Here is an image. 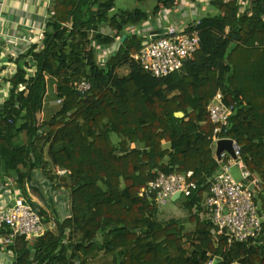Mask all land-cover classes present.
Returning a JSON list of instances; mask_svg holds the SVG:
<instances>
[{
	"label": "trees",
	"instance_id": "trees-1",
	"mask_svg": "<svg viewBox=\"0 0 264 264\" xmlns=\"http://www.w3.org/2000/svg\"><path fill=\"white\" fill-rule=\"evenodd\" d=\"M178 1L159 0L151 14L136 8L114 16L112 0L55 2L42 48L18 61L0 104V198L24 195L48 227L36 240L20 237L6 247L1 238L11 231L1 226L0 251L13 256L11 264H209L216 258L217 264H264V223L254 244L229 248L203 207L220 170L207 111L219 92L235 109L227 135L264 182V0L245 10L216 0V15L197 28L199 50L168 77L156 78L133 60L144 45L137 35L119 41L105 65L97 59L99 48L116 43L100 29L123 32ZM124 67L130 73L120 76ZM81 79L92 84L84 97L73 87ZM49 96L61 103L43 120ZM173 171H192L199 187L184 203L195 210L192 250L185 247V223L160 222L162 209L139 197L160 173ZM34 172L51 182V197L43 199L51 198L52 211L27 193ZM262 188L255 202L264 218ZM64 192L72 203L56 211L52 198Z\"/></svg>",
	"mask_w": 264,
	"mask_h": 264
},
{
	"label": "built area",
	"instance_id": "built-area-1",
	"mask_svg": "<svg viewBox=\"0 0 264 264\" xmlns=\"http://www.w3.org/2000/svg\"><path fill=\"white\" fill-rule=\"evenodd\" d=\"M200 23L198 21L187 32L169 29L164 38L144 41L142 49L132 57L133 60L156 78H165L181 71L200 48V34L197 30ZM44 40L45 33L42 30L38 38L40 46L35 42L32 44L41 49ZM3 85L4 76L0 71V92ZM73 87L76 91L86 94L91 91L92 84L81 79L74 81ZM207 111L210 117L209 123L214 126L213 134L208 140L211 142L214 158L219 164L220 170L211 181L210 192L205 195L203 207L209 214V220L215 227L217 236L226 238L229 248L236 243L254 244L263 233L264 218L255 202L262 183L244 163L241 147L237 141L227 135L230 130V120L235 112L234 107L228 106L224 102L223 94L219 92L207 107ZM221 140L233 142L236 158L225 151L221 154V159L218 160L217 145ZM232 166L239 168L242 180H236L231 174ZM65 173L60 169H57L56 172L61 176ZM198 189L192 171L185 173L173 171L170 174L160 173L154 181L148 183L140 191L139 197L150 201L158 209H163L174 202L173 198L177 194H180L179 199L187 200ZM3 204H0V227L6 226L11 231L10 235L1 238L2 244L6 247L15 245L20 237H25L27 241H33L47 233L48 227L36 212L33 204L24 195L16 193L11 200L6 201L5 205ZM209 264H214V261H210Z\"/></svg>",
	"mask_w": 264,
	"mask_h": 264
},
{
	"label": "crops",
	"instance_id": "crops-1",
	"mask_svg": "<svg viewBox=\"0 0 264 264\" xmlns=\"http://www.w3.org/2000/svg\"><path fill=\"white\" fill-rule=\"evenodd\" d=\"M57 0H0V71L4 76V85L0 92L1 97L4 92L8 93L7 81L13 78L19 69L18 61L22 59L32 48L41 43H38L40 32L48 31L49 21L51 20L52 10L54 9ZM104 1V0H103ZM216 0H179L173 8H163L158 13L151 15L149 21L138 26H131L123 32H118L117 27L108 25L99 32H102L116 40V43L110 46H103L97 50V59L101 65H105L109 57L114 56L118 51L120 45L119 41L124 43L129 36L137 35L143 41L151 39L152 33L158 29H175L177 32H187L190 28L195 26L198 21L204 17L216 15L217 10L213 4ZM224 2H239L243 10L249 7L248 0H222ZM246 2V3H245ZM126 12V11H125ZM148 12V11H146ZM120 14L115 9L111 15ZM151 14V12H148ZM65 26H71L70 23ZM127 37L125 41L123 38ZM35 42V44H32ZM106 60V62H104ZM128 68V67H124ZM124 68L118 71L127 76L130 73L124 71ZM34 72V71H33ZM29 74H32L29 73ZM2 102L0 101V104ZM39 190L43 197H48L51 194V182L38 172L32 175L31 183L27 184V193L35 203L44 207L35 192ZM60 194L58 206L64 207L66 194ZM62 198V199H61ZM1 200V198H0ZM174 203V202H173ZM63 205V206H62ZM178 204H174L177 207ZM62 215L65 214V209L61 208ZM12 255L0 251V264H11Z\"/></svg>",
	"mask_w": 264,
	"mask_h": 264
},
{
	"label": "rangeland",
	"instance_id": "rangeland-1",
	"mask_svg": "<svg viewBox=\"0 0 264 264\" xmlns=\"http://www.w3.org/2000/svg\"><path fill=\"white\" fill-rule=\"evenodd\" d=\"M112 2L115 4V9L118 11V12H125V11H131L133 9H142L144 11H148V12H151L153 13L154 12V9L156 8V6L158 5V2L159 0H112ZM106 62V60L104 61ZM124 71L128 72L129 71V68H124ZM122 76H124V72L122 73ZM3 92V91H2ZM7 93L4 92V96L1 97V102H5V99L7 97ZM59 103L56 102L55 100H51V96H49L46 100V109H45V112H44V115H43V120H48L50 119L58 110H59ZM166 147H169L167 144H165ZM212 151H213V155H214V150L213 148H211ZM231 174L234 176V178L238 181L242 180L240 178V171H239V168L236 167V166H232L231 168ZM258 177V176H257ZM262 183V187L264 185V182L262 181V179L260 177H258ZM51 188H52V185H51ZM42 188L41 187H38V192H35L38 196V199L41 201L42 204H44V208L48 209V211H52V207L49 206L48 202L51 203V198L49 199H43V194L40 193L39 190H41ZM43 190V189H42ZM263 191V188H261V190L258 191V193L260 194V192ZM64 194H66V192H64ZM60 194H57L54 196V198H52L53 200V204L56 205V207H54V209H56V211L59 210L60 206H58V202H63V199L60 201L59 200V196ZM67 195V194H66ZM51 197V194L48 195V197ZM8 199L10 197H13V196H7ZM66 200L64 201V206L66 204H68L69 206L71 205V199H70V196H66L65 197ZM56 202H55V201ZM185 198H181L179 199L177 202H172L170 203L169 205L165 206L162 210H160V213L158 214V220L160 222H168L170 221L171 219H179L181 222H184L185 225H186V228H185V234H186V237H185V247L189 250H192L194 249V244L196 243V237L195 236H192L191 238H188V235L191 234L193 235L194 232H196V223L195 222H192V217H195L196 216L194 215L195 214V210L191 209V207H188V206H185ZM7 200L1 198L0 200V203H4L3 205H5V202ZM48 201V202H47ZM8 202V201H7ZM174 204H178L177 207H174ZM1 205V206H3ZM62 205V206H63ZM51 213V212H50ZM48 216V215H47ZM200 216V215H199ZM52 217V215H51ZM49 224V223H48ZM51 224V223H50ZM54 230L57 231V226L55 225L54 226ZM103 242V240H101L99 242V245H101L100 243ZM2 246V245H1ZM97 263V261L95 262ZM234 264H242V261H238Z\"/></svg>",
	"mask_w": 264,
	"mask_h": 264
},
{
	"label": "water",
	"instance_id": "water-1",
	"mask_svg": "<svg viewBox=\"0 0 264 264\" xmlns=\"http://www.w3.org/2000/svg\"><path fill=\"white\" fill-rule=\"evenodd\" d=\"M258 2H260V0H249V8L252 7L253 4L258 3ZM167 33H168V29L155 30L152 33L151 40L155 41L157 39L164 38ZM126 38L127 37H124L123 41H125ZM76 92L80 97H84V94L81 91H76ZM225 151L228 152L233 158H236L235 152L233 150V142L231 140H221L218 142L217 152H216L218 160L221 159V154ZM179 198H180V194H177L173 198V201L175 202V201L179 200ZM219 260H220V258H216L214 261V264H217Z\"/></svg>",
	"mask_w": 264,
	"mask_h": 264
}]
</instances>
